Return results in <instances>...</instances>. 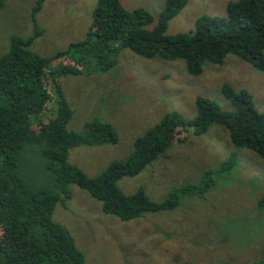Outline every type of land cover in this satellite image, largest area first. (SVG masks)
Segmentation results:
<instances>
[{
	"label": "rangeland",
	"instance_id": "obj_1",
	"mask_svg": "<svg viewBox=\"0 0 264 264\" xmlns=\"http://www.w3.org/2000/svg\"><path fill=\"white\" fill-rule=\"evenodd\" d=\"M34 1L1 0L0 57L8 51L10 37L33 35ZM97 1L45 0L35 16L40 33L30 50L52 57L83 40ZM119 1L128 11L146 10L154 23L164 7V0ZM234 1L188 0L169 21L166 34L192 31L202 15L225 18L226 4ZM107 60L115 63L105 72L55 75L72 112L68 131L82 132L86 123L99 120L110 124L117 135L114 145L69 150L68 162L88 177L100 174L111 162L125 161L135 139L166 113L175 111L188 120L194 118L196 97L234 113L221 93L223 84L245 90L255 109L264 111V72L237 57L227 56L222 65L205 63L195 77L188 75L182 60H147L121 49L116 41L110 43L102 62ZM52 86L47 106L55 110ZM34 152L23 154L19 173L33 188H50L52 180L44 160ZM230 157L233 167L213 174ZM206 171L211 175L202 181ZM201 183H211L203 195L183 196L173 210L127 222L104 214L100 202L70 184L69 199L56 203L52 219L67 229L86 264H258L264 259V211L256 207L264 195V161L250 150L234 147L222 126L211 125L201 136L190 134L138 175L119 180L118 186L125 195L143 189L152 201L160 202L179 187Z\"/></svg>",
	"mask_w": 264,
	"mask_h": 264
},
{
	"label": "trees",
	"instance_id": "obj_2",
	"mask_svg": "<svg viewBox=\"0 0 264 264\" xmlns=\"http://www.w3.org/2000/svg\"><path fill=\"white\" fill-rule=\"evenodd\" d=\"M44 2L34 1L33 35L10 37L9 49L0 57V264H86L67 229L52 219L56 203L69 199L70 184L100 202L104 214L123 222L173 210L183 196L203 195L211 183L182 186L154 202L143 189L125 195L118 181L138 175L170 147L183 143L190 134L203 135L211 125L222 126L234 147L250 150L264 161V111L255 109L245 90L223 84L221 93L234 113L196 97L194 118L188 120L175 111L166 113L135 139L125 161L111 162L100 174L88 177L68 162L69 150L114 145L117 135L110 124L99 120L86 123L82 132L68 131L72 112L55 77L107 71L115 61L102 60L113 41L147 60H182L192 77L202 73L205 63L222 65L229 55L264 72V0L228 2L225 18L202 15L192 31L175 35L166 34L167 25L188 0H164L156 23L142 8L128 11L119 0H98L85 38L52 57L30 50L40 33L35 16ZM50 86L56 90L55 110L47 106L52 100ZM34 150L44 160L52 180L50 188H33L19 173L23 154ZM232 167L230 157L213 174ZM209 175L211 172H204L202 181ZM256 207L264 211V195ZM258 264H264V259Z\"/></svg>",
	"mask_w": 264,
	"mask_h": 264
}]
</instances>
